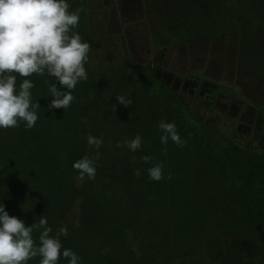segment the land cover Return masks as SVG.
<instances>
[{
    "label": "trees",
    "instance_id": "trees-1",
    "mask_svg": "<svg viewBox=\"0 0 264 264\" xmlns=\"http://www.w3.org/2000/svg\"><path fill=\"white\" fill-rule=\"evenodd\" d=\"M67 2L71 11L84 8L77 31L90 44L83 29L91 9L111 4ZM157 11L169 44L228 37L241 67L249 68L248 76L264 75V0H165ZM245 51L249 60L242 56ZM120 66L122 77L112 66L104 86H76L67 109L48 110L50 85L60 88L54 77L27 78L34 84L30 91L32 102L40 105L39 119L31 129L25 122L0 129V206L26 226L46 216L51 236L67 227V237H60L61 253L71 249L80 257L78 264H244L247 247L264 264V155L239 142L236 130H230L229 139L222 137L219 127L195 113L192 102L199 92L183 97L165 87L150 67L139 66L135 75L129 59ZM16 75L18 91L25 78ZM203 91L207 97L215 90L205 86ZM118 96L132 105H119ZM213 106L221 111L217 102ZM224 110L234 117L229 107ZM160 120L175 123L184 146L171 138L161 143ZM88 135L103 141L99 149L87 144ZM137 135L142 138L137 151L117 146ZM97 152L94 180L87 179L83 189L63 184V178L77 175L74 162L85 155L94 159ZM144 156L152 159L145 163ZM156 164L163 165L160 181L149 179L148 169ZM41 231L32 232L37 247ZM246 231L255 240L251 234L245 238ZM58 264L69 261L61 254Z\"/></svg>",
    "mask_w": 264,
    "mask_h": 264
},
{
    "label": "clouds",
    "instance_id": "clouds-1",
    "mask_svg": "<svg viewBox=\"0 0 264 264\" xmlns=\"http://www.w3.org/2000/svg\"><path fill=\"white\" fill-rule=\"evenodd\" d=\"M77 2H81V0H77ZM109 3L111 5L106 11H101L103 22L106 23L108 31L116 24L113 21L114 14L119 15L126 10L121 7L122 11H118L115 2L109 0ZM70 7L67 0H0V129L19 127L20 122H25L26 129L35 126L39 119L37 109L40 108V105L38 102H32L30 90L34 87V84L30 79H27L33 74L41 76L47 74L54 77L59 83V89L56 84L50 85L49 91L53 99L49 105V111L69 108L75 99L72 91L76 88L78 82L87 81L90 61L95 55L96 46H94L93 38L90 39V45L87 40L82 41L78 31H74L79 26L80 13L84 11V8L80 7L71 11ZM101 10L104 9L101 8ZM161 24L162 22L158 24V33L160 34L164 32L161 29ZM127 33L122 48L127 44ZM105 34L107 35V32ZM147 35L151 37L152 44L157 47L148 49L150 52L145 55V63L142 61L133 62L127 55L131 62L130 71H134L137 75L140 74L139 66L150 67L165 87H171V91L182 93V90L189 88L188 94L182 93L183 97L195 96L197 87L195 88L192 83L184 87L180 85V89L176 90L172 82H163L158 76V73L166 74L172 80L181 79L183 81L182 78L173 77L165 69L167 62L162 64L158 63L157 60L164 59L162 57L163 51L169 46L177 47L180 44H169V39H164L162 36L154 40L149 28L147 29ZM163 41H168V44L160 45ZM156 53L158 55L157 59L155 58ZM148 56L151 60L147 59ZM192 56L203 65L201 74L195 79H198V86L199 83L202 84V91L199 94L203 96L205 95L203 91L205 79L203 77L207 72L206 55L204 57L198 56L193 51ZM16 74L25 78L19 85L18 91ZM189 77L192 79L191 75ZM210 87L217 90V96L212 100L213 103L217 102L219 104L224 99L223 97H227L226 93L223 94V97H220V93L224 92L223 88ZM60 89H65V91ZM206 98L208 100L209 96ZM116 99L119 105H123L125 108L133 103L131 99L124 96H118ZM207 100L206 104L209 103ZM228 107L230 108V104H227V107L224 105L225 109ZM116 108L114 105V112H116ZM221 112L225 113L226 111ZM158 126L163 132L161 143L166 145L169 138H171L177 145L184 146L186 141L181 140L174 122L160 120ZM86 139L87 144L95 146L96 149H99L103 143L101 139L92 135H88ZM141 143L142 138L137 135L133 140L125 141L123 144L118 142L117 146H127L132 152H135L140 149ZM95 159H99L98 152L94 159L85 155L73 164V168L79 172H77L78 179L84 180L82 189L87 179H95ZM134 159L135 157H133ZM142 159L147 163L152 158L144 156ZM134 174L139 177L140 170L137 169ZM148 174L150 180L160 181L164 179L163 165L156 164L149 168ZM168 178L171 179L170 174ZM66 181L71 184L74 177ZM63 183L66 184L64 178ZM34 229H42L38 247L32 236ZM51 232L52 228L48 226L46 216L41 217L38 222L31 226H26L24 221L18 217L9 215L4 205L0 206V264H26L27 261L37 256L42 258L39 264H58L61 254L65 259H68L69 264H78L80 257L71 249L65 248L61 253L63 246L60 237H67V227H61L55 236H51Z\"/></svg>",
    "mask_w": 264,
    "mask_h": 264
},
{
    "label": "rangeland",
    "instance_id": "rangeland-1",
    "mask_svg": "<svg viewBox=\"0 0 264 264\" xmlns=\"http://www.w3.org/2000/svg\"><path fill=\"white\" fill-rule=\"evenodd\" d=\"M96 1L99 4L104 3L106 5L109 2V0ZM129 1H132V4ZM112 2L116 3L118 11H122V4L126 6V10L122 14H114L113 21L116 24L109 31L105 29L103 19H101V16H103L102 12H105L106 9L100 12V9L94 8L91 9L88 15V26L83 31L94 39L96 51L90 61L91 65L89 66L87 81L78 82L77 88L79 85L89 87L93 82L104 86L108 83L107 80H110L111 73H114L111 71V67L114 65L113 67L117 68L121 63L125 62L127 54L131 61L136 63L142 61L145 63V55L148 49L157 47L147 37L148 28L154 36V40L160 36L164 39H169L167 32L158 33V24L162 22V16L161 12L159 13L157 10L163 5L165 6V0H145L144 8L140 7L142 0H112ZM92 5L96 6L94 1ZM167 10L175 11L174 7H170ZM74 31L77 32V28ZM128 31L129 33H127ZM105 32H107V35ZM126 33L128 38L127 48H122ZM167 44L168 41H163L160 45ZM193 51L198 56L204 57L206 55L207 72L203 77L205 79L204 86L223 88L224 92L220 93V97H223L224 93L227 94V97H223L224 99H221L222 101L219 103L221 111H224V105L227 107V104H230V109L235 112V115L234 117H229L228 112H221L217 107L213 106L212 100L217 96V90L209 92V100L203 95L197 96L195 103L191 101L193 103V111L197 114L198 112L201 113V118L208 122L210 126L219 127L222 137L229 139L231 135L230 130L234 129L239 134V142H250L248 140L250 136H247L245 127L250 130V126L251 124L254 125L256 117L260 122L259 127L261 131H263L264 127V75L258 72L254 76H248L249 68L241 67L234 46L231 45L228 37H215L211 40L183 41L179 46L172 47L171 45L163 51L162 57L165 60H157L158 63L162 64H166L167 62L165 69L173 77L182 78L186 82L191 75L192 79L195 80L201 74L203 65L193 58ZM242 56L246 60H249L250 53L246 51L242 52ZM147 59L151 60L149 56ZM120 67L122 68V66ZM116 74L122 77L121 71L118 70ZM201 91L202 84L199 83V86L195 89V93ZM182 93L188 94L189 88L182 90ZM206 100L209 103L206 104ZM77 101L80 103L79 98ZM177 118H179L178 115ZM205 138L210 140L212 137L206 136ZM176 164L177 161L173 160V165ZM78 176L74 177L73 183L79 189H82L84 180L78 179ZM65 182L69 183L68 181ZM80 204V200L75 202L76 207L80 206ZM249 234L251 233L246 231L245 238ZM262 234H264V231ZM250 236L255 240L253 234ZM244 252V264H251L249 261L258 264L260 260L259 255L256 254L251 257L249 247Z\"/></svg>",
    "mask_w": 264,
    "mask_h": 264
},
{
    "label": "flooded vegetation",
    "instance_id": "flooded-vegetation-1",
    "mask_svg": "<svg viewBox=\"0 0 264 264\" xmlns=\"http://www.w3.org/2000/svg\"><path fill=\"white\" fill-rule=\"evenodd\" d=\"M176 12V11H175ZM174 12V13H175ZM171 22H174L173 20H170ZM165 23V22H163ZM147 37L150 39L151 43V37L149 35H147ZM148 53L150 52V50L147 51ZM155 58H158L157 53L155 54ZM159 78L163 81V82H172L174 88L176 90L180 89V85H182V87L186 86L189 83H192L193 86L196 88L198 87V79L197 80H192L190 77H188V80L186 82L182 81L181 79H177V80H172L168 75L166 74H160L158 73ZM236 108H238L236 106ZM259 120L256 117L255 118V122L254 125L251 124L250 126V130L249 128L245 127V130L247 132V136H250V138H248V140L250 142L245 143L247 145V147L254 153L257 152L259 154H263L264 155V127H263V131H261V128L259 127ZM251 130H252V134H251ZM258 133V134H256ZM252 139V140H251Z\"/></svg>",
    "mask_w": 264,
    "mask_h": 264
}]
</instances>
